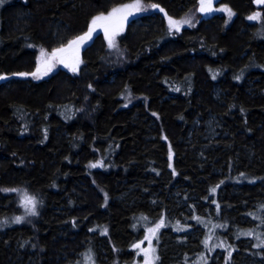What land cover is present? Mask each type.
<instances>
[{
  "label": "trees",
  "instance_id": "16d2710c",
  "mask_svg": "<svg viewBox=\"0 0 264 264\" xmlns=\"http://www.w3.org/2000/svg\"><path fill=\"white\" fill-rule=\"evenodd\" d=\"M100 1L41 0V15L88 23ZM177 2L186 12L167 20L189 24L174 34L165 25L134 44L117 39L111 48L97 36L81 53L77 73L29 85L20 102L0 99V189L25 184L39 202L37 230L0 233V264L14 256V238L39 245L33 252L42 257L45 241L67 227L83 235L99 264L100 240L105 264H132L131 247L142 237L135 223L156 219L161 209L174 212L178 198L219 205L228 235L246 227L243 213L264 200V40L255 32L224 33L217 17L200 19L199 0H170ZM248 3L226 0L238 16ZM140 11L154 10L143 4ZM37 29L27 28L22 39L0 37V69L18 68L15 62L38 41ZM96 162L101 168L90 170ZM81 185L95 193V203L90 192L75 198L71 188ZM19 213L15 193L0 191V220ZM174 249H163L158 264H168Z\"/></svg>",
  "mask_w": 264,
  "mask_h": 264
},
{
  "label": "rangeland",
  "instance_id": "374dc122",
  "mask_svg": "<svg viewBox=\"0 0 264 264\" xmlns=\"http://www.w3.org/2000/svg\"><path fill=\"white\" fill-rule=\"evenodd\" d=\"M40 1L30 0L29 6H27L28 1L23 0H2L3 6H1L0 2V37L14 36L21 37L22 39L27 35L25 34L26 29L32 28L33 26H37L40 31L38 37H36L38 40L37 43H31L32 48L29 50L30 53L24 54L27 57L22 56L19 61L15 62L18 68L4 71V66V68L0 69V77H4L0 79L1 100H18L20 102L29 85L53 78L55 75H73L77 73L82 63L81 53L93 44L97 36H101L108 43L104 27L94 26L92 35L86 38L79 45L78 49L58 54V57L51 61L52 67L50 71H47V74H44L46 66L38 59L41 49L45 52L43 59L47 60L51 57L53 50L66 47L70 40L87 33L94 17L101 14L107 15L114 8H122L124 5L136 3V0H101L99 5L95 6L88 14L87 19H90L88 23L74 21V23L68 24L58 19L50 20L43 17L41 15L42 7ZM162 1L161 3V0H139L140 5L146 4L150 7L151 5H156V7H151L154 10L153 13L148 12L140 16V10L136 11L135 9H131V15H128L127 19L122 22L121 30L115 35L114 41L118 39L122 44H134L140 39L148 38L153 34L162 32L165 25L168 26L167 29L170 34L178 31L176 27H170L167 18H170V16H174V18L178 17L179 14L186 12V8H183V4L180 2L170 4V0ZM263 7L264 4H257L255 0H249L248 6L245 8L246 10L238 16L226 4V0H212V10L201 12V0H199L196 13L200 19L212 17L220 19L222 23L220 25H223L225 29L224 33L227 32L231 35H249L250 32H255L259 39L264 40V19L261 17ZM224 9H230L232 16L229 17ZM255 13L260 14L259 19L249 20L248 17ZM186 24L182 23V25ZM30 40L31 42L33 41L32 39ZM4 49L5 46H0V54ZM61 58L69 65L73 64L78 58L79 64L77 65V70L73 72L70 67L65 66V63H60L59 60ZM38 65L41 71L38 74L39 78H35L31 73L37 71ZM20 73H26L28 75L21 76L19 75ZM57 97L62 98L59 93ZM14 107L16 108L17 105L12 103L10 106L11 111ZM207 133L209 135L214 134L211 126L210 131H207ZM92 164H96L97 166L90 167ZM101 165L100 162L91 163L89 164V169H99ZM22 185L27 186L25 184H18L16 187L11 186L13 187L12 189L16 190L11 192L15 193L20 213L16 216L12 215L9 219L0 220V225H2L0 226V233L2 235L19 226L37 230L39 220L37 218L35 219V217L38 216L39 202L36 197L27 193ZM81 186V190L79 191L71 188V192L77 200L89 194L88 192L93 195V192L90 190L86 191L83 188L84 186ZM25 196L36 199V215L26 214V209L22 203V199ZM90 198L93 203L97 201L95 193ZM187 200H189V203L186 202ZM197 200L194 197L184 198V200L183 198H178L176 199L177 205L173 209L174 212L161 209V213L156 219L145 218L140 223H135V227L139 226V228H142V237L132 245L131 249L133 252L129 261L132 264H146V261L150 260L151 264H158L161 261V251L169 245H172L175 251L169 257L168 264H264V246H258L261 244V241H264V200L258 204H252L250 210L243 213L244 216L241 220L242 222L246 221L248 224L245 228L236 227L234 235L233 232L230 235H228V232L225 233V227H227L228 222L226 219L220 217V206L216 202L210 201L211 204L217 205L215 208L214 206L208 207L200 200ZM78 204L77 201L75 206H78ZM197 206H201L200 209ZM75 209H77L78 216L84 214V211L80 210L79 207H75ZM68 214L66 211L64 215L67 216ZM17 216L24 217V220L19 224L13 222ZM248 217L251 219H247ZM161 219L164 221V226L158 229L155 236H152L149 229L155 228ZM5 221L7 223H4ZM96 221L95 219L91 220L85 226L86 230L90 225L93 228L95 223H97ZM78 226L76 224L74 228ZM100 231L101 235L105 236L104 231ZM71 232L72 227L62 228L56 232L55 236L45 241L44 245H47L46 251L49 253H45L42 257L35 256L33 252L35 248L32 246L38 247L39 245L28 243L20 237H16L12 242L15 248L14 256L7 258L5 264H99L92 246L88 245V242H85L84 239L82 240L84 243H81L83 235L80 237L76 233ZM161 233H164V239L160 238ZM244 233H251V235H244ZM88 234L91 235V232L88 231ZM146 236L149 239H145ZM243 239L244 241L240 243L241 245L238 249V242ZM205 241H207V246L205 245ZM104 243L105 240H100L95 243L96 249L100 251L99 260L101 264L106 263V259L103 256ZM137 244L140 245L139 248L133 247ZM44 245H42L43 249L45 248ZM179 246L186 247L187 249L181 251V249H177ZM145 249L149 250L147 255L144 252ZM151 249H155V251L152 252ZM234 254L237 255V258L233 257ZM109 264L114 263L110 262Z\"/></svg>",
  "mask_w": 264,
  "mask_h": 264
},
{
  "label": "snow or ice",
  "instance_id": "6c2138e0",
  "mask_svg": "<svg viewBox=\"0 0 264 264\" xmlns=\"http://www.w3.org/2000/svg\"><path fill=\"white\" fill-rule=\"evenodd\" d=\"M0 2H2V0H0ZM255 2L257 4H264V0H255ZM211 4H212V0H201L200 11L201 12L211 11L212 10ZM151 7H156V5H151ZM131 9H135L136 11H139L141 9V5L139 3V0H136V3H134V4L124 5L122 8H114L107 15L101 14V15L94 17L92 20V23L89 27V31L87 33H85L82 36H77L73 40H70L66 47H61V48H57V49L53 50L51 57H49L47 60L43 59L45 57V52L43 49H41L40 57L38 59L41 61V63L43 65L46 66V71L44 72V74H47V71L51 70V67H52L51 61L53 59L57 58L58 54L67 52L69 50L78 49L79 45L82 44L86 38H88L92 35L94 26L104 27L105 35H106V39L108 40L109 47L110 48L115 47V41H114L115 35L117 34V32L119 30H121L122 22L127 19L128 15H131V11H130ZM224 11H226L228 13L229 17L232 16V12L230 9H224ZM259 15H260L259 13H255L252 16H249L248 19L249 20H257V19H259ZM181 23H189V21H187V20H185V21H174V20L169 19L170 27H176L177 30H179V25ZM59 62L65 63L63 58H61L59 60ZM78 64H79V60L77 58L73 64L69 65V64L65 63V66L70 67L71 70L73 72H75L77 70ZM40 71H41V68L38 65L37 71L31 73V75L35 78H39L38 74L40 73ZM19 75L23 76V75H28V74L20 73ZM3 78L4 77H0V79H3ZM213 78H215V77H213ZM96 166H97L96 164L90 165V167H96ZM0 191L8 192V191H16V190L15 189H0ZM212 191L214 192L215 189H212ZM22 203L26 209V214H28V215H36L37 214L36 213L37 201L34 197L25 196L22 199ZM23 220H24L23 216H17L14 218L13 222L19 224ZM4 223H7V221H5ZM0 226H2V225H0ZM163 226H164V221H163V219H161L160 223H158L155 228L149 229V232L151 233L152 236H155L158 229L160 227H163ZM105 233H106V230H105ZM244 235H251V233H244ZM145 239H149V237L146 236ZM205 245L207 246V241H205ZM258 246H264V241H261V244ZM133 247L139 248L140 245L137 244V245H134ZM148 251H149L148 249L144 250L146 255H147ZM151 251L154 252L155 249H151ZM146 264H151V261L150 260L146 261Z\"/></svg>",
  "mask_w": 264,
  "mask_h": 264
},
{
  "label": "flooded vegetation",
  "instance_id": "af4514ba",
  "mask_svg": "<svg viewBox=\"0 0 264 264\" xmlns=\"http://www.w3.org/2000/svg\"><path fill=\"white\" fill-rule=\"evenodd\" d=\"M11 1V0H10ZM23 1H25V0H23ZM9 2V1H8Z\"/></svg>",
  "mask_w": 264,
  "mask_h": 264
}]
</instances>
